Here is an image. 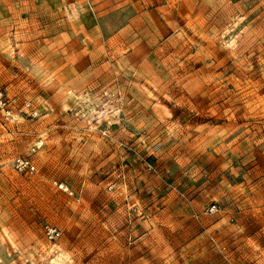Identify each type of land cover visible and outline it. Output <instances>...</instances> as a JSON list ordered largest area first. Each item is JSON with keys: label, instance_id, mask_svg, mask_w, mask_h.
<instances>
[{"label": "rangeland", "instance_id": "374dc122", "mask_svg": "<svg viewBox=\"0 0 264 264\" xmlns=\"http://www.w3.org/2000/svg\"><path fill=\"white\" fill-rule=\"evenodd\" d=\"M0 264H264V0H0Z\"/></svg>", "mask_w": 264, "mask_h": 264}, {"label": "built area", "instance_id": "2783aa9c", "mask_svg": "<svg viewBox=\"0 0 264 264\" xmlns=\"http://www.w3.org/2000/svg\"><path fill=\"white\" fill-rule=\"evenodd\" d=\"M18 162L22 165V166H26L29 169H34V166L32 164H30L29 160H25L22 158H18ZM149 166H151V164L149 163ZM62 187V185H61ZM215 211V207L210 208V212H214ZM60 235V232L56 229V228H48V236L51 239H55Z\"/></svg>", "mask_w": 264, "mask_h": 264}]
</instances>
